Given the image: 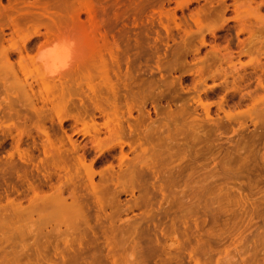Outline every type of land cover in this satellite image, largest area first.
Listing matches in <instances>:
<instances>
[{
  "label": "rangeland",
  "instance_id": "obj_1",
  "mask_svg": "<svg viewBox=\"0 0 264 264\" xmlns=\"http://www.w3.org/2000/svg\"><path fill=\"white\" fill-rule=\"evenodd\" d=\"M86 2L90 72L0 80V264H264V0Z\"/></svg>",
  "mask_w": 264,
  "mask_h": 264
},
{
  "label": "bare ground",
  "instance_id": "obj_2",
  "mask_svg": "<svg viewBox=\"0 0 264 264\" xmlns=\"http://www.w3.org/2000/svg\"><path fill=\"white\" fill-rule=\"evenodd\" d=\"M249 1H253V3H254V0H249ZM62 3H64V2H62ZM55 4L56 3H54V5H52V6H46L45 5V2L43 0H7V3L5 5H2V1L0 0V80L3 82L4 85L7 82H11L9 80L10 79L12 80V77L14 79H17V73H16V71H24V67H25V65L27 63L31 64L36 69V71L38 73V80H40L41 84H43V85L48 84V83H51V82H54L56 80H61L62 77H65L67 75V74L65 75V73H67L66 71H76V72L77 71H89V70H91L90 69L91 68V65H92V67L94 66L93 65L94 63L92 61L97 56L94 59H92V58H93V56H95V55H93V53L96 51L95 48H94L95 47V41H98L96 39V37H99V36H96V37L94 36V34H95L94 31L97 28H99V27L96 26L97 28L96 29L94 28V31L92 30L94 24L96 23L95 21H93L95 19H93V17L90 14V12L92 13V11H93L90 8L92 6V4L90 6V3H87L86 0H84V1H82V0L81 1H78L77 0L75 3H73V4L71 3L72 6H71V9H70L71 10L70 11V14L68 12V14H69L68 15V19H65V16H62L63 13H62V15H60V13H58L60 6L58 5V3L56 5ZM60 5L62 6L63 4L60 3ZM65 5H67V3L64 4V7H65ZM237 6H239V5H237ZM22 8H29V9L32 8L31 11H33V13L36 14V17H34L33 19L30 16V20H29L30 23H31V20L33 21V23L35 22V31H34L33 35H29V36L27 35L28 37L25 36L26 38L23 37L24 39L22 41V44L18 46L16 44L11 43V41L14 38V36H22V34L24 33V29H25L24 28V24L27 22V19H25V18H27V17H25L24 19L21 18V17H24L25 15L28 16V15L27 14H23L22 12H20V10ZM60 10H61V8H60ZM83 10L85 12H87V14L89 15V20H88V18H86L89 21V28H85V29L84 28L81 29L80 28L81 25H79V24H82L81 14H82V11ZM66 11H68V10H66ZM66 11H64V12H66ZM61 12H63V11L61 10ZM97 15H98V13H97ZM42 18H43V20H41ZM85 23H86V21H85ZM31 28H32V24H31V27L29 29H31ZM29 29L27 28V30L30 32ZM244 29H245V27H244ZM25 31H26V29H25ZM28 31H26V34H27ZM259 32H260V30H259ZM30 34H31V32H30ZM257 34H258V32H257ZM96 35H98V34H96ZM250 35H252V34H250ZM50 37L52 38L51 39V42H50L51 44L49 43V41H48V43L51 46L49 48H44L45 46L48 45L47 40ZM40 38L41 39L42 38H46L47 40H45V39L44 40L47 43V45L44 43V41H43V43L38 44L36 41H38V40L41 41ZM66 38L67 39L75 40L76 45H75V48L74 49H72L70 51H66L62 46L56 45L55 42H57V41H63ZM100 39H102V37ZM256 40H258V39H256ZM261 40H262V38H261ZM42 45H44V46H42ZM104 45L105 44H103L102 47H104ZM246 47H247V45H246ZM99 51H100V48H99ZM105 55H106V53H105ZM14 56L17 59L15 63L11 62V58L14 57ZM38 57L40 58L39 61L37 59ZM69 57L71 58V65H70V67H68L66 71H61L60 69L62 68L63 64L66 62V60ZM94 62H96V61H94ZM97 69H99V68H97ZM57 72L59 73L58 75L55 74ZM28 73H30V72H28ZM70 74H71V72H70ZM10 76H11V78L9 79L8 77H10ZM72 76H75V75H72ZM90 76H91V74H90ZM104 79H105V77H104ZM35 82L37 83L36 80H35ZM7 84L9 85V83H7ZM15 84H13V85H15ZM72 84H73V82H72ZM94 84H97V83L94 82ZM15 86H19V83L16 84ZM22 86H24V85H22ZM17 88L20 89V86L17 87ZM45 88H47V87H45ZM12 90H14V89H12ZM21 92H22V90L19 91V93H21ZM21 94L23 95V93H21ZM24 94H26V93H24ZM139 97H140V95H139ZM23 106H25V105H23ZM110 117L112 118V116H110ZM108 120H110V119H108ZM112 120H113V118H112ZM120 134H122V133H120Z\"/></svg>",
  "mask_w": 264,
  "mask_h": 264
},
{
  "label": "clouds",
  "instance_id": "obj_3",
  "mask_svg": "<svg viewBox=\"0 0 264 264\" xmlns=\"http://www.w3.org/2000/svg\"><path fill=\"white\" fill-rule=\"evenodd\" d=\"M56 45L58 46H62L66 51H70L72 49L75 48V45H76V42L75 40H72V39H65L63 41H57L55 42ZM38 61H39V57L37 58ZM71 65V58L69 57L66 62L63 64L62 68L60 69L61 71H66L68 67H70ZM56 75H58L59 73H55Z\"/></svg>",
  "mask_w": 264,
  "mask_h": 264
}]
</instances>
